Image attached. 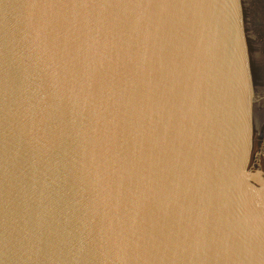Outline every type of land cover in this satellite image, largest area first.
<instances>
[{
  "label": "water",
  "instance_id": "obj_1",
  "mask_svg": "<svg viewBox=\"0 0 264 264\" xmlns=\"http://www.w3.org/2000/svg\"><path fill=\"white\" fill-rule=\"evenodd\" d=\"M0 264H264V0H0Z\"/></svg>",
  "mask_w": 264,
  "mask_h": 264
}]
</instances>
